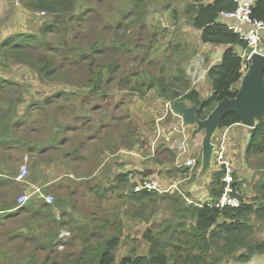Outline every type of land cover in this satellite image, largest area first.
<instances>
[{"label": "trees", "instance_id": "1", "mask_svg": "<svg viewBox=\"0 0 264 264\" xmlns=\"http://www.w3.org/2000/svg\"><path fill=\"white\" fill-rule=\"evenodd\" d=\"M20 1L28 11L34 8L46 9L47 19L41 23V28L38 29L39 32L11 34L7 40H0V68L3 66L1 63L3 60L6 63L10 62L4 69L10 68L11 62L24 64L29 69L34 70V75L42 81H51L52 86L59 84L62 88H58L54 97L51 95L52 92H49L41 102L34 95L37 89L31 82L8 79L0 74V188L16 185L15 189H22V183L15 180L20 171L19 167L18 170L16 169L17 162L21 161L22 163L25 157H29V155H32L30 158L34 162L33 165L41 166L44 165V162L46 164L52 163L51 158H49L52 151H61L62 166L72 172L80 170L79 165L75 163L74 155L77 154L81 159H85L82 153L84 146H87L86 140L89 136L82 143L79 142L77 146L67 149V143L71 136L67 132H73L72 129L77 126L72 123H66L64 126L62 122L60 124V116H62L60 111L64 106L58 101L65 102V108L67 109L72 106L70 104L71 100L79 98L81 104L79 106L76 103V106L81 110V113H84L83 117L85 118L87 109L84 105L88 104L87 99L79 95L98 92L101 96L99 99L105 101L110 75L119 68V64L114 63L115 61L111 64H105L102 61L105 58L104 52L107 51V46L114 43L112 40H108L107 37L96 36L91 41L93 30L91 23L98 19V14L93 13L95 8L90 1L84 0L83 4H78L79 0ZM89 3L91 4L89 5ZM237 4V1L234 0H214L207 4L200 3L196 7H190L187 10L194 13L187 18L188 23L192 27L201 30V40L204 43L226 46L220 63L212 65L208 70L212 92L207 98L200 100L199 93L191 88L187 66L182 64V59L173 61V66L167 69L160 66L161 68L159 67L158 71L162 73L161 75H152L154 63L145 68L144 75L146 74L148 80L145 82L141 79L138 88H136L140 95H144L148 90L156 87L163 102L171 103L176 100H185L190 104H198L200 106L198 114L201 118H205L219 100L225 97H234L244 73L243 67L246 64L245 57L241 56L235 48L237 46L245 48L247 45L237 33L220 20V17L223 11H234ZM129 5L130 8L134 7V4ZM87 7H90V10H88L89 13L85 14L83 9ZM136 8H139V10L132 15L142 16L145 12L144 9L138 6ZM32 11L34 12V10ZM123 11L124 8L121 7L109 8L103 30L111 32L112 21L117 30L120 27L125 29L132 24L131 21H128L129 11H125L124 14ZM173 12V21L177 24L179 20L178 11L174 9ZM251 17L264 21V0L254 2L251 7ZM86 22L89 23V28H87V31L85 29L81 32V28ZM74 25L77 26V30L73 34V39L78 41L80 45H84L86 37L90 38L89 48L80 51V57L85 59L88 55L91 60L88 76L85 80L71 82L69 71H63L64 62H58V57H62V55L58 54L59 50L57 49H60L59 47H62L64 42L55 43L52 40L44 39L43 36L55 31V33H64L63 36H66ZM41 32V35H37ZM176 39L184 40L181 36ZM153 40L154 36L152 35L150 41ZM175 46L179 47V44L176 43ZM152 47L154 45L151 43L144 49L145 54H143V57H146V60L151 57L147 55ZM191 49V52L185 48H182L181 52L180 49H177L174 50V53L177 55L186 52L184 55L189 61L194 55L193 46H191ZM169 56H171L170 53ZM74 61L69 62L70 65H74ZM63 75L68 78L63 80ZM64 83L70 85L71 88L66 87ZM145 83L146 85L142 89L141 87ZM97 100L92 99L91 103L94 104ZM107 102L105 101V104H91L90 109L91 111L97 107L109 109V102ZM41 105L42 107H40ZM52 105H55L56 111L58 110L56 113L48 109V106ZM34 114H38V116L33 117ZM43 114L54 116L45 121ZM239 121L235 114L230 113L223 119L218 129H224L239 123ZM86 123L88 125L87 121L84 122V125ZM100 128L103 129V127ZM50 129H53V131H50L49 134ZM99 134L96 131L92 136H99ZM248 146L249 155L252 154L255 157L264 155V114L255 127L251 129ZM132 148L131 134H126L120 138V142L115 141L109 145L102 158H91L94 168L103 169V167H107L104 174L99 171L97 172L99 173L98 177L96 175L86 178L79 176L80 181H82L79 183L85 186L80 197L82 198L85 195L93 197L94 200L90 201V205H94L95 209L81 212L76 188L70 189L68 193L61 197H55V204L54 197L53 202L49 204L43 198L36 196H34L36 198L32 202L30 201L20 207L14 199L0 202V264L115 263L118 247L126 242L125 239L123 240L122 218L120 212L98 211L107 208L105 205L109 202V196L112 194L115 199L122 198L125 200L127 198L129 201H136L153 197V193L158 192L145 189L135 191L136 183L140 180L131 185L130 190L122 191L130 177L128 173L116 174L112 172L111 158L116 156L119 150H130ZM46 155L48 156L44 161L38 158ZM104 157H107V160H105L107 162L103 165L104 162L101 159ZM55 162L57 161L55 160ZM197 165H200V160H198ZM56 166L59 167V165ZM223 170H225V167L222 166L221 168L220 166V169L212 172L211 181L208 185L209 199L200 204L193 203L189 192H178L179 187L173 192H163L170 195V197L174 196L176 192L181 194L176 198L177 200L175 198L173 200L176 201L182 212H176L179 214L177 221L167 223V225L170 228L174 224L175 228L182 229V233H185L186 238L184 240L179 239L177 243H180L181 246H187V248L180 249L177 243L172 245L162 243L163 241L152 232L154 228H147L142 232V239L147 242L146 253H137L132 248L128 254L120 258L119 263L202 264L207 253H211L213 249H217L221 254L244 249L246 253L236 256L238 261L243 260L244 263L252 260L255 255L263 254L264 237L261 239L253 237L256 225L251 221L250 216H255V223L260 220L264 221V180L256 185L254 196H251L248 200L239 197L240 204L238 207H221L216 204L223 188L221 182L224 175ZM232 176L236 178L234 170ZM65 177H72L74 181L71 174H66ZM102 179L105 182H102ZM108 179L111 182H107ZM143 179L145 177L141 180ZM31 180L36 181L35 177H31ZM43 182L47 183L48 181L44 180ZM74 183L76 184V182ZM61 185L67 184L62 182ZM238 185L239 183L234 179L232 186L236 189ZM4 199H8V197ZM185 200L189 202L188 205L185 204ZM53 210H58V212ZM76 213L79 217H75ZM123 213L132 214L136 224L146 223L147 216L150 215L148 212ZM63 230L69 232L68 236H60ZM59 245H63V248L59 249ZM170 246H173L175 251L168 254ZM184 252L185 256H183ZM179 254H181V257ZM216 260H219L218 256Z\"/></svg>", "mask_w": 264, "mask_h": 264}, {"label": "rangeland", "instance_id": "2", "mask_svg": "<svg viewBox=\"0 0 264 264\" xmlns=\"http://www.w3.org/2000/svg\"><path fill=\"white\" fill-rule=\"evenodd\" d=\"M13 1L14 0H11L10 3ZM88 1H90L95 8L93 13L98 14V19L91 23V28L93 29L91 33V41H93L96 36L107 37L108 40H112L114 43L107 46V51L104 52L105 58L102 61L105 64H111L113 61H115L114 63L119 64V68L115 71V73H111L108 81L109 86H107L108 89L105 95L107 96V99H105V101L107 102L109 99V109H100V107H97L91 111V104H105V101L99 99L101 96H99L98 92H94V94L83 93L79 95L87 99L86 102L88 104L84 105V107L87 109L85 118L83 117L84 113H81V110H79V108L76 106V103L79 106L81 104L79 98H74L71 100L70 104L72 106H69L67 109L65 108V102L59 100L58 102L64 106V108L60 111L62 113V116H60V124L62 122V125L64 126L66 123H72L73 125L77 126L74 129L71 127L73 132H67L71 135L67 143V149L77 146L79 142L82 143L84 139L89 136L86 140L87 146H84L82 153L84 154L85 159H81L77 154L74 155L76 159L75 163L79 165L80 170H74L73 172L70 170L63 171L61 174L62 152L52 151L49 154V158H51L50 160H52L51 162H53V164H50L49 162L47 163L49 165H46L47 169L52 171H50V174H48V177L45 179V181L52 180L54 181L53 184L46 185L45 182H37L38 179L44 177V174L41 175L38 173L37 169L36 171L31 170V167L34 163L30 158L32 155H29L27 160L29 169L28 176L23 181H18L15 179L17 182L22 183V187H30L29 191H27L28 193H31L32 189L36 186L41 187V189H43L46 194L52 195L54 197V204L55 197H61L68 193L70 189L76 188V190H78L77 198L78 202L80 203L79 206L82 209L81 212H86L89 209H95V206L90 205V201L92 202L94 200L93 197H89L88 195H85L82 198L80 197L84 192L85 186H83L82 183H79L82 182L80 181L79 176L86 178L96 175V177H98L99 173L97 172L101 171L100 173L104 174L107 171L106 166L103 167V169L94 168L91 158H102L104 156L103 153L106 151L109 145L113 144L115 141L120 142V138L126 134H131L133 148L130 150H119L116 156L111 158L112 164L116 165L117 167L123 165V163H119L118 160H120L121 156H123L121 153L125 152L127 153L126 159L122 158V162L130 163L140 160L142 169L149 168V166H151L153 162L158 159L156 157L157 151H155L157 146L156 144L161 137L160 133L166 131V127H164V125L168 123V119L161 118L166 109V105L165 102L162 101L163 99H160L156 87L148 90L144 95H140V92L137 91L136 88H138L141 79L147 82L148 78L146 74L144 75V69L150 67L152 63H154V70L152 72L153 76L162 74L158 71L160 66H163L164 69H167L173 66V61H178L179 59H182V64L187 66L188 58L186 59L184 55L186 52H180L182 48H185L191 52V46H193V42L190 39L191 36L188 35L185 29L186 25L184 24V20L182 21L180 19L178 24L174 23L173 21L174 9L178 11L180 8L181 11L179 16L184 17L182 7L187 9V4L183 0H142L140 2L139 0ZM20 2L18 5L13 6V11L11 13L9 12V14H7L4 6L0 8L1 41L7 40L11 34H30L39 32L38 29L41 28V23L43 20L47 19L46 13H41L47 12L46 9L34 8L29 9L30 11H28L26 10L25 5ZM84 2V0H79L78 4H83ZM91 3H89V5ZM129 4H134V7L130 8ZM137 6L144 9L145 12L142 14V16H136L138 14L132 15L133 13L137 12V10H139V8H136ZM113 7L124 8L123 14L125 11H129L128 21H131L132 24L127 26L125 29L120 27V29L117 30V27L114 26V22L112 21V31L110 32L108 30H103V24L109 14L108 9ZM32 10H34V12ZM88 10H90V7L83 9V13H89ZM52 16H54V14H52ZM87 28H89V23L86 22L81 28V32H83L85 29L87 31ZM76 30L77 26L74 25L67 32L66 36H63L64 33H55L56 31L43 36L44 39L52 40L55 43L64 42V45L59 47L60 49H57L59 50L58 54L62 55V57H58V62H64L65 65H63V71H69L71 82L85 80V78L88 76L89 63L91 60V57H88V55L85 59L80 57V51L87 50L89 48L88 43L90 42V38L86 37L84 45H80L78 41L73 39V34L76 32ZM41 34L42 32L37 35ZM152 35L154 36V40L151 42L150 40ZM178 36H181L184 40L176 39ZM151 43L154 45V47L150 49V52L147 55L151 57L146 60V57H143V54H145L144 49H146L148 44ZM176 43L179 44V47L175 46ZM177 49H180V54L175 55L174 50ZM169 53L171 56H169ZM86 54H88V52H86ZM71 58L75 60L74 65H70L69 63L73 61ZM1 63L3 66L0 68V74H3L8 79L31 82V84L37 89L34 95L36 98L40 99L41 102H43L45 99L44 96L46 94L52 92L51 95L54 97V94L58 88H62V86L59 84L57 86H52L51 81H42L34 75V70L29 69L24 64L11 62L12 64L10 65V68L4 69L5 66H7V64L10 62L6 63L3 60ZM67 78L68 77L66 75H63V80ZM64 85L68 88H71L68 84L66 85L64 83ZM145 85L146 83L142 85L141 88L143 89ZM92 99H98L99 101L97 100L93 104L91 103ZM40 107H42V105ZM48 109L55 113L58 111L55 110V105L48 106ZM38 114H34L33 117L38 116ZM52 116L54 115L43 114V119L48 121ZM79 116L81 117L79 118ZM85 121L88 122V125L87 123L84 125ZM100 127H103V129L101 130ZM235 129L236 130H231L230 134L227 136L223 135V129H217L213 137V143H215L216 146L223 145L226 149V153L236 175V178L233 177V180L235 179L236 182L239 183L238 188L236 189L238 191L237 194L238 196H241V198L248 200V198L254 196L256 185L259 184L261 180H264V155L258 157H255V155L252 154L249 155V146L246 140V137L248 136L247 130L249 129H247V127H237ZM174 130L179 131L180 127ZM50 131H53V129L49 130V134ZM96 131L100 133L99 136H92ZM169 137L171 140V136ZM174 145L184 147L183 144ZM136 153L139 155L138 157H136ZM47 156L48 155L38 158L44 161ZM55 160L57 162H55ZM105 160H107V157L101 159V161L104 162L103 165L107 162ZM168 160H170V158H168ZM212 161L213 167H215V172L216 170L220 169V165L215 155L213 156ZM22 163L21 161L17 162V170L18 167L20 169ZM45 163L46 162H44V164ZM162 163L167 162L163 159L159 165ZM56 165H59V167L53 172V169ZM50 167L52 169H50ZM40 169L44 171L43 167L41 166ZM111 170L116 174L128 173L129 177L131 174H142L140 171L127 168L120 170L119 172L117 169L113 170V168H111ZM66 174L73 175L74 181L72 180V177H65ZM171 174V171L164 173V177L168 179H166V182H163L161 179L163 182L162 184L167 185L177 183V186L179 187L178 192H187L186 190L188 189V186L185 183H188L189 181L180 178H187L190 176L189 174L192 176L193 171L191 173L185 172V174L180 172V175L179 173H175V177L173 178ZM32 176L35 177L36 181L31 180ZM146 176L147 174L144 173L141 175V178ZM138 179L139 178H133V180L128 179V182L126 185H124V189L122 191L130 190V186L137 182ZM189 179H192V177ZM62 182H66L67 185H61ZM74 182H76V184ZM102 182H105V180L102 179ZM107 182H111L110 179H108ZM31 183L37 184L36 186H33ZM182 183L183 186L180 185ZM15 188L16 185L4 186L0 188V202L2 203L4 200L12 201L13 199L16 202L17 197L24 189ZM9 189L11 190L8 192ZM178 192H176L172 197L163 192H155L153 193V197H147L143 200L136 201H129L127 198L125 200L122 198L115 199L113 194L109 196V202H107L105 205L108 209H100L98 212H148L150 214L147 216L148 219H146V223L142 222V224L138 227H130L123 230V240L125 239L126 242L118 247V257L124 254L125 249L127 250V248L124 247L125 245H131L130 247H132L137 253H146L147 242L142 239V232L147 228H154L153 230L151 229L152 232L156 234V236H158L161 241H163L162 243H168L172 245L177 243L179 239L184 240L186 238L184 236L185 233H182L181 228H175L174 224L169 228L167 225V223L177 221L179 214L176 212H182L176 201L173 200L174 198L177 200L176 198L181 195ZM5 197H8V199H4ZM193 197H195V193H193ZM193 197L191 198L194 204H200L203 202ZM35 198L36 197L32 196L31 202ZM185 204L188 205L189 202L185 200ZM53 211L58 212V210ZM250 219L256 225L253 237L255 239L263 238L264 221L260 220L255 223V216L253 215L250 216ZM125 220L127 219L125 218ZM133 221L136 225L134 218ZM131 234H134L135 236L133 240H131L129 237ZM130 241H132L131 244ZM177 244L180 246V249L187 248V246H181L180 243ZM173 246L168 248V254H171L175 251ZM241 253H246V251L244 249H239L231 253L221 254V252L217 249H213L211 250V253H207L202 264H255V261L253 260L254 258L246 263H244L245 261L243 260L238 261L236 256ZM179 256L181 257V254H179ZM183 256H185V252L183 253ZM217 256L219 257V260H216Z\"/></svg>", "mask_w": 264, "mask_h": 264}, {"label": "crops", "instance_id": "3", "mask_svg": "<svg viewBox=\"0 0 264 264\" xmlns=\"http://www.w3.org/2000/svg\"><path fill=\"white\" fill-rule=\"evenodd\" d=\"M10 1L11 0H0V8L4 6L7 11V14L13 11L12 8L14 6L15 0L12 3H10ZM183 1L187 4V9H184L182 7V11L184 12V17H180L179 15H180L181 9L179 8L178 16H179V20L181 19L182 21L184 20L185 22L184 23L186 25L185 29L188 35L191 36L190 39L193 42V50H194V55L188 61L187 75L191 81V88L195 89L199 93V99L202 100V99L207 98L212 92L211 78L208 76V70L210 67H212V65L220 63L222 53L224 52V49L226 46L221 45V44L204 43L201 40V30L192 27L190 23H188L187 18H189L192 14H194L193 11H190V12L187 11L189 10L190 7H196L200 3L202 4L211 3L214 0H183ZM234 1H237V3L239 4V2L243 0H234ZM248 1H250L251 4L253 5L256 0H248ZM220 20L222 22H225L228 25L226 21L222 20V17H220ZM229 23H232V20H230ZM261 41H262V45L264 46V30L261 32ZM246 48L247 46L245 48H241L237 46L235 49L237 52H239L241 56H244V54L246 53ZM187 103L190 104L189 102ZM169 104L170 102H165L166 109L164 111V114L161 116V118L163 119H168V123L164 125V127H166V131L160 133V131L158 130V132L161 135L160 139L158 140V143L156 144L157 146L155 150L157 151L156 157L158 159H156L155 162H153V164L149 166V168L142 169L140 160L139 161L136 160L135 162H130V163L122 162V158L126 159L127 153L125 152V153H121L123 156H121L120 160H118V162L123 163V165H121L120 167L113 165L112 168L113 170L117 169L118 172L126 168L131 169V170H137V171L142 172V174L144 173L147 174L145 179H157L161 184L163 182H166L167 181L166 179H168L164 177L165 172L171 171L172 173L171 176L173 178L175 177L174 176L175 173H179L180 175V172L181 173L183 172L185 174V172L191 173L193 171L192 176L191 174H189L190 176H188L187 178H180V179H183V180L186 179V181H189L188 183H185V184H187L188 186L187 192H189V194L192 197H193V193H195V197L193 198H197L201 202L204 200L206 201L209 199L208 185L211 181V174H212V171H214L215 169V167H213V161L211 162V168L205 171L202 170L201 165L199 166L197 165L198 160H200V154H201L202 134L201 133L194 134L193 133L194 126H186V127L180 126L179 131L173 130L174 126L177 127L178 124L180 125L181 120H180V117L173 115L172 112L170 113ZM237 127L241 128L245 126L241 125L240 123H235L229 127L224 128L223 135L225 136L229 135L231 130L233 129L236 130L235 128ZM169 136H171V140ZM174 144H180V145L183 144L185 148L181 147L180 149H175ZM138 156L139 155L137 154L136 157ZM168 158H170V160H168ZM190 158L195 159L196 161V163L193 166H187L185 164V161H187ZM163 159L167 163H162L161 165H159V163H161ZM27 160H28V157H27ZM24 162H25V159L22 165L24 164ZM50 164H53V162ZM46 165H49V164L45 163L43 166L41 165L44 171L40 169L39 165L37 166L32 165L31 167L32 171H36L37 169L38 173H40L41 175L44 174L43 178H40L37 180V182L39 183H42L45 179H47L48 174H50V171H52V170L47 169ZM50 169L52 168L50 167ZM56 170H57V166H55V168L53 169V172ZM61 171H62L61 172L62 174L63 171H68V170L64 166L61 165ZM142 174L140 173H138L137 175L131 174L130 179L133 180V178H139L138 180H141ZM191 177L192 179H189ZM161 179L163 180V182L161 181ZM52 182H53L52 180H48V182L45 184L49 185V184H52ZM36 184L37 183L35 184L33 183L32 185L36 186ZM180 185L183 186V183ZM22 188L24 190L21 192H27L30 189L29 186H23ZM120 216L122 218L123 230L125 228H130V227H138L139 225L142 224V223H137L135 225V222L133 221V217L131 216V214H125L123 212H120ZM75 217H79V215L76 213ZM125 218L127 220H125ZM134 237H135L134 234H131V237H130L131 240H133ZM131 243L132 241H130V244ZM61 246L63 248V245ZM130 246L128 245L124 246L125 248H127V250L126 249L124 250V254L122 256L129 253V251L132 249V247ZM117 254H118V251L116 253V261L113 264H120L119 260H120V257L122 256L118 257ZM253 258H254L253 260L255 261V264H264V254L255 255V257Z\"/></svg>", "mask_w": 264, "mask_h": 264}, {"label": "water", "instance_id": "4", "mask_svg": "<svg viewBox=\"0 0 264 264\" xmlns=\"http://www.w3.org/2000/svg\"><path fill=\"white\" fill-rule=\"evenodd\" d=\"M247 65L239 81L234 97L219 100L205 118L198 114V104H188L185 100H176L169 104L173 115L180 117L184 126H194L193 133H201L202 170L211 168L215 143L213 137L223 119L230 113L239 118V123L247 129V142L251 129L264 114V47L262 52L246 48Z\"/></svg>", "mask_w": 264, "mask_h": 264}, {"label": "built area", "instance_id": "5", "mask_svg": "<svg viewBox=\"0 0 264 264\" xmlns=\"http://www.w3.org/2000/svg\"><path fill=\"white\" fill-rule=\"evenodd\" d=\"M18 0L14 1V5H18ZM251 7L252 4L248 0H243L239 2L238 6L234 11H223L221 12L222 20L228 23L230 29H232L235 33H237L242 40L246 42L247 47H252L255 52H262L263 45L261 41V32L264 30V21H260L251 17ZM44 14L45 12H41ZM232 20V23L229 21ZM246 64L243 69L245 70L247 65L248 55L244 54ZM244 72V71H243ZM184 126L182 123L178 124L177 127L174 126L173 130L178 127ZM221 143V142H220ZM175 149H180L179 146H174ZM183 148V147H182ZM214 155L219 163V165L225 167L223 170L224 175L221 178V182L223 183V188L220 197L218 198L217 206H230V207H238L240 204V199L238 196V191L232 186L233 183V168L230 162V159L226 153V149L223 145L216 146L214 149ZM196 163L195 159H188L185 161L187 166H193ZM29 173L28 165H27V157H25V162L20 167L19 173L16 175L15 179L18 181H23ZM177 183L175 184H167L162 185L157 179H143L137 182L135 186V191L139 190H148V191H158V192H173V190L177 189ZM32 196H36L39 198H43L46 203L53 202V196L46 194L41 187H34L31 193L21 192L17 197V205L18 207L28 203L31 201ZM69 232L63 230L60 233L61 237L68 236ZM59 248H62L60 245Z\"/></svg>", "mask_w": 264, "mask_h": 264}, {"label": "bare ground", "instance_id": "6", "mask_svg": "<svg viewBox=\"0 0 264 264\" xmlns=\"http://www.w3.org/2000/svg\"><path fill=\"white\" fill-rule=\"evenodd\" d=\"M131 182V181H130Z\"/></svg>", "mask_w": 264, "mask_h": 264}]
</instances>
